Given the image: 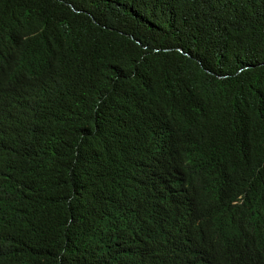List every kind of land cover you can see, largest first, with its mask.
I'll return each instance as SVG.
<instances>
[{
	"label": "trees",
	"instance_id": "trees-1",
	"mask_svg": "<svg viewBox=\"0 0 264 264\" xmlns=\"http://www.w3.org/2000/svg\"><path fill=\"white\" fill-rule=\"evenodd\" d=\"M0 264H264V0H0Z\"/></svg>",
	"mask_w": 264,
	"mask_h": 264
}]
</instances>
